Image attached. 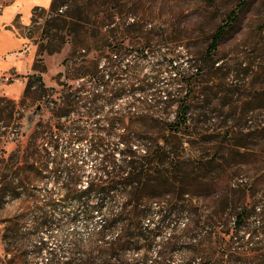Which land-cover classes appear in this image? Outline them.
<instances>
[{
    "label": "trees",
    "instance_id": "1",
    "mask_svg": "<svg viewBox=\"0 0 264 264\" xmlns=\"http://www.w3.org/2000/svg\"><path fill=\"white\" fill-rule=\"evenodd\" d=\"M10 2L0 0L1 5ZM63 2L51 0L48 10L35 6L32 13L37 8L47 12L46 24L55 28L51 36L65 42L71 36L65 28L74 23V16ZM77 8L81 12L82 7ZM87 18L80 15L78 19ZM224 34V27H219L211 35L207 59ZM59 47L49 45L47 51L52 53ZM135 50L146 56L152 53L153 62L145 65L134 59L136 56L128 58L131 51L125 47L111 46L106 50L105 67L80 72L97 80L119 73L138 81L129 88V107L134 109H51L53 122L37 121L24 148L8 157L15 166L14 175L9 174V160L5 162L0 174L1 205L6 195L21 197L20 189L26 184L36 187L44 182L42 205H37L40 199L36 195L28 193L33 207L40 210L31 229L38 232L55 223L54 215L41 207L70 203L69 221L80 217L90 223V236L100 243L88 264H146V253L134 262L126 256L147 252L156 240L159 264H171V250L180 243L187 251L180 253L176 264H264V109H243L239 118L244 122L225 131L228 139L212 135L208 142L213 145L208 147L201 140L208 128L190 123L187 100L179 97L188 91L173 86L194 66L189 53L172 47L159 54V48L152 49L149 44ZM160 76L166 80L159 87ZM39 82L44 90L41 79ZM249 100L250 104L264 103V97ZM161 103L165 107L177 105L174 119L163 117L167 111L159 109ZM248 120L253 121L247 124ZM194 143L202 144L200 152L212 149V153L185 157L187 145ZM250 166L256 174L252 179ZM153 207L159 210L155 216L150 213ZM20 215L13 226L2 231L6 252L22 234ZM44 242L34 248L36 254L45 248ZM167 247L170 249L165 253ZM49 257L51 264H60L52 251ZM69 262L70 256L61 264Z\"/></svg>",
    "mask_w": 264,
    "mask_h": 264
},
{
    "label": "rangeland",
    "instance_id": "2",
    "mask_svg": "<svg viewBox=\"0 0 264 264\" xmlns=\"http://www.w3.org/2000/svg\"><path fill=\"white\" fill-rule=\"evenodd\" d=\"M63 1L74 16V23L65 28L71 33L65 42L58 36H51L55 28L46 24L49 16L41 8H37L31 14L33 19L24 25L18 14L11 18L6 16L12 2L0 4V30L10 29L17 36L22 35L27 39V44L34 45L36 49L29 70L10 69L1 74L5 83L22 85V90L12 95L0 94V174L6 167L8 157L17 149L24 148L37 121L53 122L51 109H134L129 107L132 101L129 88L131 84L137 85L138 81L132 82L128 76L119 73L105 75L103 80H97L91 74H80L83 69L92 72L96 66L105 67L106 50L111 46L125 47L128 52L131 51L128 58L136 56L134 59L141 60L145 65L153 62V54L146 56L135 49L147 44L152 49L159 48V54L172 47L180 53H189L190 63L194 66L188 68L185 79L178 80L173 86H181L188 91L186 95L183 91L179 97L187 100L190 123L208 128L201 138L208 147L213 145L208 142L212 135L219 134L218 139H228L230 136L228 134L226 137L225 131L244 122L239 118L243 109H264V103H249L250 98L264 97V0ZM79 6L82 7L81 12L77 8ZM45 9L48 10L49 6ZM80 15H87L88 18L81 21L78 19ZM219 27H224L225 34L212 54L213 59H207L206 50L211 35ZM49 28L47 33L46 29ZM65 31L60 30L59 33ZM49 45L60 47L49 53ZM19 52H22V48L12 51L13 54ZM71 52L72 58L63 64ZM162 61L163 58H159V62ZM182 66L186 68L188 64L184 62ZM146 71L147 68L143 70ZM165 80L160 76L159 87ZM37 105H40L41 111L35 121L28 125L26 116ZM159 109H166L163 115L165 119H174L177 105L165 107L161 103ZM256 116L254 113V121L248 120L246 123L256 122ZM200 149H203L201 143L187 145L185 157L196 158L202 153H212V149L202 152ZM11 161L8 171L14 175L15 166ZM248 173L252 179L255 174L252 166ZM50 185L51 182L47 186ZM45 186L44 182L36 187L28 183L24 190L20 189L21 197L6 195L2 205L0 201V264H51L49 251L57 255L54 260H59L60 264L68 256L69 264H85L93 260L100 243L90 236V223H85L80 217L69 221L72 210L70 203L60 202L55 208L41 207V211L54 215L55 223L38 232L31 229L33 221L40 216V210L33 207L35 203L28 193L40 199L37 202L40 206ZM158 212L157 207L151 208L152 216ZM19 214L22 234L17 244L11 242L6 252L1 241L2 231L6 226H13ZM11 240H15V237L11 236ZM42 241H45V248L36 254L34 248ZM169 249L167 247L165 253ZM157 251L159 240L152 243L147 252H129L126 257L134 262L141 260L146 253V264H159ZM182 251H187L185 244L180 243L172 248L171 254L174 256L171 264L179 261L180 253H184Z\"/></svg>",
    "mask_w": 264,
    "mask_h": 264
},
{
    "label": "crops",
    "instance_id": "3",
    "mask_svg": "<svg viewBox=\"0 0 264 264\" xmlns=\"http://www.w3.org/2000/svg\"><path fill=\"white\" fill-rule=\"evenodd\" d=\"M51 0H14L9 6L7 17L18 14L21 23L26 25L31 19L32 8L35 6L47 8ZM27 39L22 35L17 36L10 29L0 30V94H17L22 90V85L5 83L1 74L10 69L29 70L36 55L34 45L27 44ZM15 48H22V52L13 54Z\"/></svg>",
    "mask_w": 264,
    "mask_h": 264
},
{
    "label": "water",
    "instance_id": "4",
    "mask_svg": "<svg viewBox=\"0 0 264 264\" xmlns=\"http://www.w3.org/2000/svg\"><path fill=\"white\" fill-rule=\"evenodd\" d=\"M40 111H41L40 105H37L36 108L33 109V111L26 116L28 125H31L35 121V118L37 114L40 113Z\"/></svg>",
    "mask_w": 264,
    "mask_h": 264
}]
</instances>
